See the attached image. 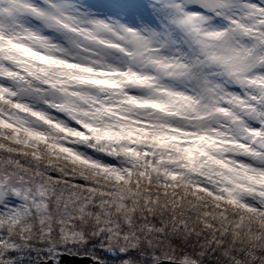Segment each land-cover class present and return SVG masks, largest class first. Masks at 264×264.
I'll list each match as a JSON object with an SVG mask.
<instances>
[{
    "label": "snow or ice",
    "instance_id": "1",
    "mask_svg": "<svg viewBox=\"0 0 264 264\" xmlns=\"http://www.w3.org/2000/svg\"><path fill=\"white\" fill-rule=\"evenodd\" d=\"M264 264V0H0V264Z\"/></svg>",
    "mask_w": 264,
    "mask_h": 264
},
{
    "label": "water",
    "instance_id": "2",
    "mask_svg": "<svg viewBox=\"0 0 264 264\" xmlns=\"http://www.w3.org/2000/svg\"><path fill=\"white\" fill-rule=\"evenodd\" d=\"M77 264H78V262H77Z\"/></svg>",
    "mask_w": 264,
    "mask_h": 264
}]
</instances>
